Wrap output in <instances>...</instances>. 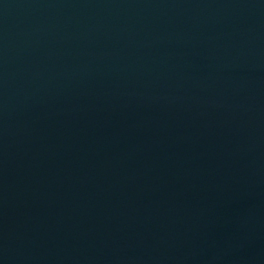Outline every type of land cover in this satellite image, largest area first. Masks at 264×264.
I'll return each instance as SVG.
<instances>
[{
	"label": "water",
	"instance_id": "water-1",
	"mask_svg": "<svg viewBox=\"0 0 264 264\" xmlns=\"http://www.w3.org/2000/svg\"><path fill=\"white\" fill-rule=\"evenodd\" d=\"M0 264H264V0H0Z\"/></svg>",
	"mask_w": 264,
	"mask_h": 264
}]
</instances>
